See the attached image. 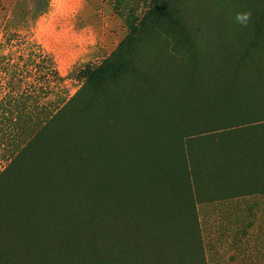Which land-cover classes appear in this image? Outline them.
<instances>
[{"label":"rangeland","instance_id":"1","mask_svg":"<svg viewBox=\"0 0 264 264\" xmlns=\"http://www.w3.org/2000/svg\"><path fill=\"white\" fill-rule=\"evenodd\" d=\"M15 1L0 0V42ZM242 12L250 14L246 26L236 20ZM129 32V64L110 83L111 110L101 102L81 123L88 131L99 122L105 126L103 147L113 156L104 165L111 168L112 192L102 199L111 212L109 228L138 240L134 264H152L166 250L159 235L175 221L185 225L192 208L196 235L181 239L186 248L180 256L167 247L170 255L161 264H225L228 253L204 247L209 203L264 185V0H48L29 35L54 57L66 78L62 86L74 94L85 72L99 66ZM31 161L24 173L0 159V264H53L51 257L63 261L76 246L66 206L54 215L61 198L45 193L35 199L34 186L20 177L39 170L35 157L23 162ZM53 185L59 194L73 189ZM72 205L81 207L79 201ZM248 206L247 213L259 215L250 232L255 239L264 230V201ZM236 207L239 216L232 223L246 235V211ZM91 221L99 224L100 218ZM154 245L163 252L153 254ZM39 252L46 257L40 260Z\"/></svg>","mask_w":264,"mask_h":264},{"label":"trees","instance_id":"2","mask_svg":"<svg viewBox=\"0 0 264 264\" xmlns=\"http://www.w3.org/2000/svg\"><path fill=\"white\" fill-rule=\"evenodd\" d=\"M156 5L159 6L160 2ZM47 9L48 0H28L26 6L23 0H16L3 27L0 42V80L4 79L0 82L4 91L0 97V159L6 168L13 167L14 170L16 167H31L35 161H23L28 156L35 157L41 164L39 170L20 177L27 186H34L35 199L45 193L47 197L54 193L61 198L62 205L58 204L54 215L61 214L66 206L70 226L66 225L76 246L70 247L71 251L63 261L50 256L53 264H134V247H137L138 240H132L131 232L109 228L111 212L102 203L103 195L112 192L113 179L111 168L105 170L104 166L107 161L110 164L113 157L103 147L108 139L104 137L105 126L102 128V122H99L89 131L81 127L83 118L101 102L108 105V112L111 110L114 92L110 83L129 64L130 32L99 66L85 72V83L74 94H69L62 86L66 78L59 73L54 57L29 35L31 26ZM211 132L201 134L209 136ZM23 171L26 173L24 168ZM159 181L156 179L157 183ZM58 183L64 188L68 184L73 187L67 189L70 198H66L68 192H57L58 187L53 184ZM75 201L81 203L80 208L72 205ZM162 209L159 206L156 214H161ZM191 211L185 215V225L175 221L162 231L159 236L166 239V250L163 252L160 246L154 245L153 254L162 251L165 258L170 255L167 247L174 249L178 256L183 253L186 247L181 239L187 234L193 237L197 231L192 208ZM96 215L100 218L99 224L91 221ZM105 226L107 230L103 229ZM71 229L76 230L77 235L71 234ZM158 231L157 226L154 235ZM193 250L195 256H200V250ZM46 255L37 254L40 260ZM163 256H154L153 261L156 260L152 264H161ZM39 264L51 262L44 260Z\"/></svg>","mask_w":264,"mask_h":264},{"label":"crops","instance_id":"3","mask_svg":"<svg viewBox=\"0 0 264 264\" xmlns=\"http://www.w3.org/2000/svg\"><path fill=\"white\" fill-rule=\"evenodd\" d=\"M248 199H250L249 202ZM258 201H264L263 184L256 188H243L239 194H233L225 199H216L212 203H209L213 205V209L207 213V220H211V222L203 230L205 232L203 235L204 247L206 246L207 248V245L208 247L214 246L215 249H212V253H228L225 264H264V230L257 237L259 239H252L250 232L254 234V230L251 229L253 227V220H255L254 217H258L259 215L247 213V209L250 207L248 203ZM236 206H240L242 210L244 209V212L246 211L243 213L245 218L243 230L246 231V235L240 232L243 236L238 234L237 228L232 223V220L239 216L235 213L238 209ZM198 219L201 220L200 216H198ZM248 228L251 230L249 229L248 231ZM245 246L246 254L243 256L245 259L243 261L242 256L239 254ZM233 256H235V259L228 261V258Z\"/></svg>","mask_w":264,"mask_h":264},{"label":"clouds","instance_id":"4","mask_svg":"<svg viewBox=\"0 0 264 264\" xmlns=\"http://www.w3.org/2000/svg\"><path fill=\"white\" fill-rule=\"evenodd\" d=\"M249 17L250 14L247 12H242V13H238L236 16V20L238 23H240L241 25H247L248 21H249Z\"/></svg>","mask_w":264,"mask_h":264}]
</instances>
